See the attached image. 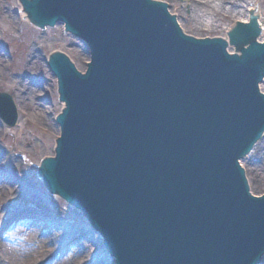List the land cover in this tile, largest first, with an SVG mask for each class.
Listing matches in <instances>:
<instances>
[{
    "label": "water",
    "instance_id": "1",
    "mask_svg": "<svg viewBox=\"0 0 264 264\" xmlns=\"http://www.w3.org/2000/svg\"><path fill=\"white\" fill-rule=\"evenodd\" d=\"M27 9L38 24H63L91 61L80 75L51 59L65 110L46 186L82 211L117 264H257L264 197L249 195L238 160L264 134V46L231 58L226 44L182 35L150 0ZM258 36L252 20L230 45Z\"/></svg>",
    "mask_w": 264,
    "mask_h": 264
},
{
    "label": "rangeland",
    "instance_id": "2",
    "mask_svg": "<svg viewBox=\"0 0 264 264\" xmlns=\"http://www.w3.org/2000/svg\"><path fill=\"white\" fill-rule=\"evenodd\" d=\"M155 1L165 3L183 32L194 38L223 39L237 21L218 20L219 26L215 30L194 32L188 9L190 0ZM246 4L242 3L236 10L245 13L248 10ZM0 5L3 6L0 7V92L13 96L18 116L13 129H6L0 121V162L13 168L9 177L0 175V235L12 236L14 241V237L18 239L8 246L11 251L8 255H13L12 246L15 245L19 247L16 252L21 258L27 254L23 264H58L62 257L74 259L77 264H115L106 254L101 238L90 230L77 212L49 195L37 175L41 162L53 155L54 141L59 134L54 120L63 109L56 80L47 68L49 54H65L83 74L88 63L86 49L65 35L61 26L44 31L36 29L21 18L17 0H0ZM259 12L264 18V0H259ZM31 52L33 57L29 59ZM30 62H34L32 70ZM19 80L27 84L22 93L18 91ZM30 89L33 92L29 97ZM260 89L264 93V82ZM24 94L28 99L23 100ZM28 105L34 107L36 116L24 125L20 111ZM27 113L33 116L29 111ZM20 127H23L24 135L16 142L13 134ZM260 144L263 146L261 152L257 151L260 156L246 158L241 164L254 196L264 195V141ZM18 217L22 220H15ZM64 246L67 251L60 257L59 251Z\"/></svg>",
    "mask_w": 264,
    "mask_h": 264
},
{
    "label": "bare ground",
    "instance_id": "3",
    "mask_svg": "<svg viewBox=\"0 0 264 264\" xmlns=\"http://www.w3.org/2000/svg\"><path fill=\"white\" fill-rule=\"evenodd\" d=\"M245 2H247L246 7L248 8V10L245 13H241L240 11L236 10V9H239V7H241V4ZM226 5H228L229 7H225ZM0 7L3 8L2 5H0ZM188 9H189V15L191 19V24L193 25L192 30L194 32L213 31L215 30L217 26H219L218 20H226L229 18L238 20L239 22L246 24L249 21L248 12L253 11L251 14V17L257 20L259 28L262 31L260 41L264 42V18L260 15V12H259V0H190L188 4ZM20 16L21 18L26 19L25 18L26 15H23L21 13ZM224 40L227 41V35L225 36ZM229 52L235 53L237 56L242 55V52L240 51L229 50ZM32 57H33V52L30 53L29 59H31ZM33 64L34 62H30L29 64L31 65L30 67L31 70L33 69ZM25 86H27L26 83H20L19 81L18 91L21 93L24 92ZM32 92L33 91L31 89L28 91L29 97ZM24 95L25 97L23 98V100L28 99V96H26V94ZM33 109L34 107L30 108L29 105L22 109L21 111L22 124L26 125L28 122H30V118L34 119L36 115L33 114ZM26 111L27 112L29 111L33 116L30 117ZM41 122L43 123L44 120L41 119ZM22 133H23V129L18 130L16 131L15 136L17 138H20ZM261 146L262 145L260 146L256 145V147L253 149V152L247 158L254 159L257 156H260L258 155L257 151L258 149L260 152L263 150V146L262 147ZM240 163L242 164L243 162L241 161ZM2 173L4 176L9 177L10 174L12 173V170L10 168H5ZM14 238L16 239V241L18 240L17 237H14ZM12 248H14L12 249L13 255L9 256L8 247L5 245H2L0 241V264H23L25 263L24 256L27 254H24V256H22L21 258L20 255H18V252H16L19 250V247L13 245ZM12 257H14V259H12ZM261 261L264 262V256L261 258ZM61 264H77V262L74 259L72 260L69 259L65 263L63 262Z\"/></svg>",
    "mask_w": 264,
    "mask_h": 264
}]
</instances>
